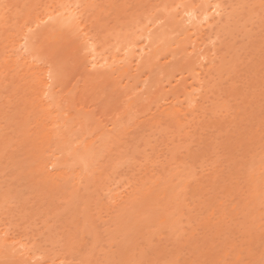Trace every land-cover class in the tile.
Here are the masks:
<instances>
[{
  "label": "rangeland",
  "instance_id": "1",
  "mask_svg": "<svg viewBox=\"0 0 264 264\" xmlns=\"http://www.w3.org/2000/svg\"><path fill=\"white\" fill-rule=\"evenodd\" d=\"M0 3V264H264V0Z\"/></svg>",
  "mask_w": 264,
  "mask_h": 264
},
{
  "label": "bare ground",
  "instance_id": "2",
  "mask_svg": "<svg viewBox=\"0 0 264 264\" xmlns=\"http://www.w3.org/2000/svg\"><path fill=\"white\" fill-rule=\"evenodd\" d=\"M76 3V2H75ZM1 4V3H0ZM67 4V3H66ZM66 4H64V6L66 5ZM214 5V4H213ZM218 5V4H217ZM73 6V7H72ZM72 6H68V5H66L65 7H62V8H60V9H62L60 12H59V10H57L59 13H57L58 15H56V16H54V15H52V12H55V11H51L50 10V15L49 16H47L49 13H47V15H44L43 14V16L45 17H47V19L45 20V24H47L49 27L51 26L52 28L51 29H54V30H56V34L58 33L57 32V29H61V27H59L60 25L59 24H61L62 22H64V21H66L67 20V18L68 19H71V20H76V18H78L79 16H77V17H74L75 15H78V7L80 6H78V4L76 5V4H74V5H72ZM1 7V6H0ZM72 7V8H71ZM215 8H214V12H219V5L218 6H214ZM213 9V8H212ZM198 8H195V9H192V10H187V9H185L184 11H185V13L187 14L186 15V18H185V20H187V21H189V22H194L193 24L195 25L196 23L195 22H197V21H201V20H203L204 19V21L206 20V22H208L209 20H207L208 19V17H209V15H211V13H212V11H211V13L209 14V12L207 13V12H201V13H198ZM210 10V9H209ZM48 12H49V10H47ZM183 11V12H184ZM207 11V10H206ZM200 12V11H199ZM213 12V13H214ZM46 13V12H45ZM220 13V12H219ZM53 14H55V13H53ZM223 14V13H222ZM1 15V14H0ZM43 16H42V18H43ZM219 17V16H218ZM41 18V19H42ZM42 20H44V18L42 19ZM73 22V21H72ZM76 22V21H75ZM33 23H35V22H33ZM37 24L39 23L38 21L36 22ZM35 23V24H36ZM78 23V22H77ZM198 23V22H197ZM36 24V25H37ZM64 24V23H63ZM68 24H70V23H68ZM74 24H76V23H74ZM35 25V26H36ZM39 25H41V24H39ZM67 25V24H66ZM73 25V24H72ZM157 25H160V24H157ZM193 25V26H194ZM35 26H33V27H35ZM45 26V25H44ZM47 26V27H48ZM41 27H43L42 25L40 26V29L39 30H41L42 28ZM70 27V26H69ZM195 27V26H194ZM31 28V27H30ZM46 28V27H45ZM66 28V27H65ZM71 28V27H70ZM153 28V27H152ZM155 28H157V26H155ZM159 28V27H158ZM157 28V29H158ZM35 29H37V28H35ZM150 29H151V27H150ZM195 29V28H194ZM149 30V29H148ZM155 30V29H154ZM153 30V31H154ZM29 31H31V30H28V31H25V34H22L23 36V41H21L22 43H20V47H24V50H25V48L27 49V48H31V45H28L29 44V41H30V34H26V33H28ZM33 31V30H32ZM59 31V30H58ZM64 31H65V29H64ZM55 32V31H54ZM53 32V33H54ZM62 32V31H61ZM151 32H149L148 34H150ZM146 34V33H145ZM33 35V34H32ZM86 36V35H85ZM147 36V37H146ZM145 37L146 38H148V40L149 39H151V38H149V36L150 35H146ZM32 38V37H31ZM21 40V39H20ZM88 40H90V38L88 37V39H87V41ZM86 41V42H87ZM91 43H92V41H91ZM90 43V44H91ZM87 44V43H86ZM93 44V43H92ZM147 45H148V43H147ZM19 46H18V48H19ZM27 46H30V47H27ZM151 46V45H150ZM149 46V47H150ZM147 47V46H146ZM146 47H145V49H146ZM148 48V47H147ZM195 48V47H194ZM198 49V48H197ZM28 50V49H27ZM144 50V48H142V50H141V52ZM202 51V50H201ZM144 52V51H143ZM202 53H203V51H202ZM204 54V53H203ZM188 56V55H187ZM204 57V56H203ZM209 57V56H208ZM105 59V58H104ZM104 59L102 60V61H104ZM206 61V60H205ZM90 62V61H89ZM105 62H106V60H105ZM203 62V61H202ZM91 63H92V65L95 67V65L97 64V63H99V61L98 60H95V59H92V61H91ZM101 65H99V67H103V69L105 68H107L105 65H104V63H100ZM111 64V63H110ZM104 65V66H103ZM108 65H109V63H108ZM113 66V65H112ZM112 66H108V67H112ZM202 66V65H201ZM104 69V70H105ZM108 69H110V68H108ZM193 73V72H192ZM169 83V82H168ZM196 83H198V82H196ZM199 85V84H198ZM202 85V84H201ZM195 87V86H194ZM197 90V89H196ZM186 92V91H185Z\"/></svg>",
  "mask_w": 264,
  "mask_h": 264
}]
</instances>
